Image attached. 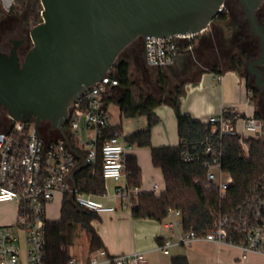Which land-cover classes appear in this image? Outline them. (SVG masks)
I'll use <instances>...</instances> for the list:
<instances>
[{
	"label": "built area",
	"instance_id": "obj_1",
	"mask_svg": "<svg viewBox=\"0 0 264 264\" xmlns=\"http://www.w3.org/2000/svg\"><path fill=\"white\" fill-rule=\"evenodd\" d=\"M14 1L3 0V3L9 7ZM197 35L174 33L172 41H164L171 40V37L146 34L145 39L141 37L145 64L157 66L172 63L180 46L192 52ZM145 41H155V53L154 42ZM114 70V66H111L99 80L70 101L65 123L67 131L49 124L48 130L54 129L59 133L49 137L40 129V123L36 125L35 133L32 120L13 118H10L6 129H0V202L14 201L17 204L15 221L0 225V264L44 263L48 220L46 205L57 193L63 195L64 192H71L80 206L95 212L114 208L100 199L108 196L105 188L101 193L85 192L79 190L75 179L72 183L68 176L80 162L79 155L71 146L81 154L84 165L99 161V173L103 180L119 182L127 174L126 157L135 144L128 141L126 134L111 122L105 100L107 92L118 84ZM218 78L221 76L218 75ZM205 121L209 124V135L199 143L184 147L180 157L183 161L201 158L202 165L206 167V188L217 186L220 198H224L233 179L221 165L227 149L223 136H237L240 154L248 157V139L253 136L264 138L260 133L264 130V118L254 114L244 115L222 106L218 113L210 114ZM65 133H68L71 145ZM132 193L133 189L116 185L113 195L124 198V205L128 207ZM162 222L173 237L164 239L161 246L164 252H168L174 244L189 245L197 239H204L237 247L240 259L246 258L250 252L264 255V170L240 202L226 206L224 210L219 209L206 230H185L182 211L178 207H169ZM100 254H104L103 249H100ZM108 260L110 264H141L145 255L142 251L134 250L112 254ZM90 261L96 263L97 256H92ZM74 263L70 259L67 264Z\"/></svg>",
	"mask_w": 264,
	"mask_h": 264
},
{
	"label": "trees",
	"instance_id": "obj_2",
	"mask_svg": "<svg viewBox=\"0 0 264 264\" xmlns=\"http://www.w3.org/2000/svg\"><path fill=\"white\" fill-rule=\"evenodd\" d=\"M224 2L225 5H228L231 0H224ZM260 8H264V3ZM229 17H232V21L229 20L226 24V29L230 32L229 36H225L223 26L215 27V30L207 35L196 36V44L193 48V51L196 52V60L185 55V53L190 54L191 52L180 46L177 48L175 59L171 64V73H167L163 65H157L155 73L159 87L155 91L143 92L140 90L133 80V68L130 62L125 58H119V54L115 60L114 75L118 79V84L107 92L105 100L107 102L115 100L123 116H146L147 126L127 134L126 138L137 145L150 146L152 163L160 167L165 181V189L158 196H155L151 191H141L137 194L136 204L132 207L133 213L137 216L162 220L169 207H178L182 211L184 229L202 232L212 224L219 209L224 210L226 206H233L240 202L249 187L264 170V138L261 136L250 137L248 139L249 155L244 157L240 154L237 136L224 135L223 140L227 149L221 165L231 174L233 180L227 189L226 196L220 198L217 186L210 185L206 188V167L202 165V159L183 161L180 157L184 147L199 143L209 135V124L205 120L193 118L180 108V97L184 92L185 83L198 80L205 71L221 74L226 70H235L245 76L246 80L248 78L246 71V62L249 57L247 47L240 46L238 52L231 53L227 58H224L223 64H220L218 59L213 57L214 55L209 54L210 50L215 49L213 45L215 36L219 35L218 38L221 42L226 40L233 42L235 39L242 40L245 34L250 31L245 15L241 16L236 11L230 13L224 9L211 22H225ZM257 18L264 24V14L259 13L258 9ZM132 43L139 44L140 56L143 58L141 37L135 38L128 45ZM196 62L202 63L204 68L199 69L196 73H191ZM178 63L180 64L179 70L175 71V64ZM174 77L177 80L172 84L171 81ZM247 86L252 93V98L253 96L260 98L259 104L264 102L263 92L255 84L252 86L247 81ZM163 103L169 104L174 110L179 141L174 145L153 146L150 141L151 128L160 120L154 108ZM254 115L261 116L258 109ZM99 169V161L81 166L74 174L76 187L89 193L103 192V178ZM126 171L128 183L138 186L140 184V167L135 156L128 155L126 157ZM97 216V212L80 206L71 192H64L59 218L48 219L46 222L45 264L68 263L70 259L68 247L73 243L78 229L83 230L89 236L92 249L99 247L101 245L100 238L90 225V221ZM171 264L189 263L185 256H174L171 259Z\"/></svg>",
	"mask_w": 264,
	"mask_h": 264
},
{
	"label": "water",
	"instance_id": "obj_3",
	"mask_svg": "<svg viewBox=\"0 0 264 264\" xmlns=\"http://www.w3.org/2000/svg\"><path fill=\"white\" fill-rule=\"evenodd\" d=\"M250 31L259 40V54L246 62L255 86L264 89V24L257 9L264 0H237ZM41 21L28 36L32 45L23 57L18 47L26 36L9 37L0 49V106L9 118L36 125L49 121L67 131L70 101L113 66L120 51L137 37L201 33L225 6L224 0H40ZM154 53H155V41ZM164 55V47H163ZM173 57V46H172ZM146 58V45H145ZM156 60V58H155ZM68 140V133H65ZM69 145L70 141L68 140ZM37 143V134H36ZM68 174L74 183V172ZM29 190V188H28Z\"/></svg>",
	"mask_w": 264,
	"mask_h": 264
},
{
	"label": "crops",
	"instance_id": "obj_4",
	"mask_svg": "<svg viewBox=\"0 0 264 264\" xmlns=\"http://www.w3.org/2000/svg\"><path fill=\"white\" fill-rule=\"evenodd\" d=\"M218 75L221 78H218ZM222 106L235 109L244 115L255 113L256 104L253 102L245 76L235 70H226L221 74L205 71L198 80L185 83L184 92L180 97V108L183 112L204 121L210 114L218 113ZM107 107L111 122L124 134L140 130L144 126V122L140 121L137 127H126V125H132V122L123 120L122 117L126 116L121 114L114 100H109ZM154 111L160 120L151 128V145L177 144L179 138L173 108L163 103L155 107ZM112 112H114V118H112ZM134 144V148L128 155L136 157L140 167V184L130 185L127 174L119 182L103 180L108 196H102L100 199L106 204L113 205L114 208L97 212L98 216L90 221V225L100 238L99 247L92 249L89 236L83 230H77L73 243L68 247L70 259L75 261L74 264H110L108 258L112 254L129 253L134 250L144 253L145 260L141 264H171L174 256H185L189 264H251L253 257L258 254L250 252L246 258L240 259V250L237 247L204 239H197L189 245H171L168 252L162 250L164 239L168 236L173 238L162 220L137 216L133 213L132 207L136 204L139 192L151 191L158 196L165 189V181L160 167L152 163L150 146ZM116 185L133 189L130 206L124 205L126 203L124 198L113 195ZM60 206L61 202L58 214L50 219L59 218ZM16 214L17 204L14 201L0 202V225L13 223ZM100 249L104 250V254H100ZM92 256H97L96 263L90 261ZM260 256L264 258V255Z\"/></svg>",
	"mask_w": 264,
	"mask_h": 264
},
{
	"label": "rangeland",
	"instance_id": "obj_5",
	"mask_svg": "<svg viewBox=\"0 0 264 264\" xmlns=\"http://www.w3.org/2000/svg\"><path fill=\"white\" fill-rule=\"evenodd\" d=\"M232 8H235V11L237 14H240L241 16H244L243 9L239 2H233V5H231ZM41 2L40 0H15L14 3L7 7L4 5L3 0H0V47H3L4 50H9L11 47V41L9 37L18 39L23 36V34L26 36L25 41L19 48L18 52L21 57L24 56L26 51L29 49V47L32 45V41L30 37L28 36L29 30L31 27L36 24L37 22L41 21L42 15H41ZM232 21V17L225 21H214L210 22L206 29H204L201 33H199V36L207 35L215 30V27L223 26L225 36H229L230 32L226 29L227 22ZM234 28V26H233ZM219 35L214 37V50H210L209 54L214 55L213 57H216L218 59V62L220 64L224 63V58H227L231 53H235L239 51L240 46L247 47L248 50V60L255 58L259 54V40L258 38L251 32H247L245 34V37L240 39H235L233 42L231 41H224L221 42L218 38ZM2 50V49H1ZM141 49L139 47L138 43H132L130 45H127L120 53L119 58H125L127 59L131 66H132V76L133 80L136 82L138 88L142 90L143 92L146 91H155L159 87V81L157 80L156 76V69L157 66H146L143 58L140 56ZM185 55L190 56L193 60H196V52H191L190 54L185 53ZM170 64L163 65V68L166 69L167 73L170 72V67L172 66ZM115 65V62L113 66ZM180 64H175L176 70H179ZM204 68V65L202 63L196 62V65L191 70V73H196L199 69ZM169 70V71H168ZM189 73V72H188ZM170 75V74H169ZM172 76V74H171ZM177 79L174 77L172 79V84L175 83ZM250 85H254L253 77L252 75L248 74L247 80ZM263 98H264V92ZM260 96V95H259ZM253 102L256 104V109H258V113L264 117V102L259 104L260 98L253 96ZM262 99V97H261ZM115 102V100H114ZM112 118L115 117L114 112H112ZM123 120H131L132 125H126V127L129 126H135L137 127L139 122H144V127L147 126V118L145 115H138V116H126L122 117ZM10 118L8 117L6 111L0 106V129H6L9 126ZM40 129L42 132L49 137H55L59 135L57 130L52 129L51 131L47 128L49 127V121H42L39 124ZM128 129V128H127ZM261 135L264 136V130L260 132ZM216 171V170H215ZM62 200V194L57 193L52 201L48 202L46 205V217L48 219L54 217L58 214V209L60 202ZM251 264H264V258H262L260 255H256L253 257V260L251 261Z\"/></svg>",
	"mask_w": 264,
	"mask_h": 264
},
{
	"label": "flooded vegetation",
	"instance_id": "obj_6",
	"mask_svg": "<svg viewBox=\"0 0 264 264\" xmlns=\"http://www.w3.org/2000/svg\"><path fill=\"white\" fill-rule=\"evenodd\" d=\"M233 2H238L237 0H231V2L228 4V5H225L224 6V9H227L230 13H233L234 11H235V8H232V6L231 5H233ZM264 3V2H263ZM262 3V4H263ZM262 4L260 5V6H262ZM260 6H259V8H258V10H259V13H261V14H264V8H260ZM223 9V10H224ZM23 36H25L24 34H23ZM22 36V37H23ZM10 41H11V39H10ZM23 44V43H22ZM21 44V45H22ZM11 45H12V41H11ZM21 45H19V47H18V50H19V48L21 47ZM0 49H2V50H4L3 49V47H0ZM261 69H262V72H263V75H264V64L263 65H261ZM248 74H250L249 72H248ZM250 75H252V74H250ZM257 87V86H256ZM257 88H259L260 90H261V92H264V89L263 88H261V87H257Z\"/></svg>",
	"mask_w": 264,
	"mask_h": 264
}]
</instances>
